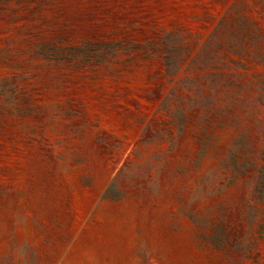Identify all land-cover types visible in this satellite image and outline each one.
Here are the masks:
<instances>
[{
	"label": "rangeland",
	"instance_id": "obj_1",
	"mask_svg": "<svg viewBox=\"0 0 264 264\" xmlns=\"http://www.w3.org/2000/svg\"><path fill=\"white\" fill-rule=\"evenodd\" d=\"M0 264H264V0H0Z\"/></svg>",
	"mask_w": 264,
	"mask_h": 264
}]
</instances>
